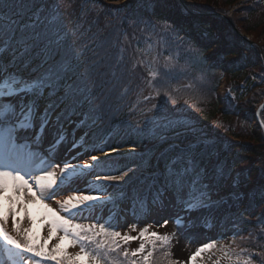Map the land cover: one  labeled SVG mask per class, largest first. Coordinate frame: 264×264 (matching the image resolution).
<instances>
[{"label": "trees", "instance_id": "trees-1", "mask_svg": "<svg viewBox=\"0 0 264 264\" xmlns=\"http://www.w3.org/2000/svg\"><path fill=\"white\" fill-rule=\"evenodd\" d=\"M118 1L125 0H88L86 6L94 7L95 11L81 20L80 12L85 7V0H64L65 7L61 11L65 15L58 22L60 30L52 38L59 39L72 49L71 63L75 67L76 82L80 87L71 97L58 93L50 101L57 102L66 98L64 116H68V119L76 113L88 114L86 128L101 121L102 125L97 130L100 140L111 132L114 133L115 128H129L120 138L113 134L103 140L110 148L134 147L137 152V158L122 159L110 172H121L129 168L133 170L132 173L135 174L129 180L125 192L128 196H136L138 191L143 192L147 186L158 192L161 188L158 180L169 159L177 153L190 152L195 157L198 169L206 178L209 177L208 185L212 184V189L221 188L224 179L232 181L235 186H231L228 191L247 199L248 202L239 212H235L238 206L231 202L225 213L241 219L238 225L241 243L247 248L254 264H264V258L260 256V253H264V166L257 169L254 162L256 155L262 158L261 161L264 160V148H261L264 135L262 130L252 129V142H249L252 146L236 144L230 139L236 131H240L236 127V121L242 118L250 125L259 106L264 102V83H260L257 88V85L253 87L251 80V75L264 77L261 59L241 42L228 22L190 16L175 0H128L120 6L109 5ZM241 1L194 0L195 7L201 11L211 8L221 13L231 11ZM248 1L244 16L235 19V24L249 35L258 33L259 30L260 35L264 34V3ZM41 11L51 19L49 12L43 9ZM2 19L3 16H0V20ZM141 20L169 23L179 33L182 39L178 41L173 35L164 34L169 45L165 56L171 54L178 63L186 64L193 79L207 72L205 55L211 53L213 64L209 74L218 77L225 75L232 80L229 86L231 89L233 87L235 96L240 101L247 96V92L252 93V96L254 94V99L250 100V104L242 101L235 106L231 102L229 107H223L216 98L218 80L212 77L208 78L206 84H194L192 80H184L188 73L179 77L183 67L174 74L172 72L165 83L158 84L163 97L153 95L148 101L139 100L148 86L146 68L130 71L131 60L126 59L122 66L116 67L114 76L110 72L101 75L116 63L118 49L114 45L117 37L122 38L126 33L131 45L134 47L138 44L141 48L145 47L146 41L151 43L159 38L156 35L148 37V30L142 33ZM215 45H221V48L214 52ZM16 47L18 50L15 57L17 60L23 59L24 67L21 70L25 75H39L44 71L47 56L42 45L27 50L22 46ZM5 48L0 41V58H11V50L4 51ZM132 50L130 47L129 52ZM96 53L105 57L106 67L94 63L97 60ZM150 57L149 54V59ZM158 63H165L164 57H160ZM153 67L158 69L156 65ZM85 84L88 91H85ZM173 86L178 88L174 89ZM165 91L170 92L171 97L165 96ZM174 99L177 101L173 102ZM154 103L156 108H153ZM198 106L202 107L200 112L197 111ZM173 107L177 115L171 112ZM154 115H158L156 118L162 122L147 128L148 121ZM181 116L182 122L179 123ZM261 117L264 123V110ZM173 128L177 130L173 131ZM174 142H178V146ZM223 145L226 147L225 154L221 153ZM158 154L160 158L155 163L154 158ZM235 172H238L236 177ZM176 201L180 204L177 199ZM220 209L223 211L225 208Z\"/></svg>", "mask_w": 264, "mask_h": 264}, {"label": "snow or ice", "instance_id": "snow-or-ice-1", "mask_svg": "<svg viewBox=\"0 0 264 264\" xmlns=\"http://www.w3.org/2000/svg\"><path fill=\"white\" fill-rule=\"evenodd\" d=\"M87 3L88 0H85V7L80 12L81 20L95 11L94 7L88 8ZM64 7V0H0V16H3L0 20V41L12 52L11 58H0V253L5 257L0 264H42L43 261L53 264H176L170 260L169 235L150 232L146 226L139 231L138 236H132L117 231L111 220L90 224L76 222L78 218L87 219L86 213L93 212L105 200L112 201L114 197L106 190L99 192L89 189L85 193L73 187L86 174H91L100 164L105 163L99 156L91 155L92 163L83 166L64 160L63 167H60L56 157L66 137L59 130L44 147L50 125L56 128L61 119L57 114L58 105L44 101H50L58 93L71 97L80 87L76 82L75 67L71 63L72 49L59 39L52 38L60 30L58 22L65 15L61 11ZM41 9L49 12L51 19ZM141 24L142 33L148 30V37L156 35L159 38L151 43L146 41V47L141 48L138 44L133 47L126 33L122 38L117 37L114 45L118 49L116 63L101 75L110 72L114 76L117 66H122L126 59L131 60L130 71L146 68V83L159 97L161 90L158 84L165 83L173 71L170 66L173 56H165L169 45L164 38V34L171 35V30L151 20H141ZM174 39L178 41L182 37ZM38 45H42L47 56L46 67L39 75H25L21 70L24 67L23 59L17 60L15 57L18 50L16 46L27 50ZM130 47L133 49L131 52ZM150 52L152 55L149 59ZM96 55L94 63L106 67L105 57L99 53ZM160 57H164L167 63L162 69H155L153 66L159 62ZM84 88L88 91L87 84ZM164 95L171 97L168 91ZM156 107L153 105V108ZM116 151L118 149H112V152ZM56 168L60 169L59 172ZM132 171L129 168L121 170L119 175L97 174L95 179L112 182L113 186L122 185L131 179L129 174ZM205 180L206 177L196 165L195 157L185 152L177 153L169 159L158 183L164 191L172 192L182 204L184 212L190 214L209 206L210 186ZM64 190L73 194L57 201L59 211L46 203ZM34 205H39L49 219V234L43 243L39 242L36 234V216L32 212ZM21 213L28 218L30 227L21 229L17 219ZM10 216L15 235L5 226ZM182 220L183 217H175L178 226ZM166 224L167 220L161 226ZM131 230H136L135 225ZM57 233L62 234L57 237L59 242L49 249L48 241ZM138 239L141 241L139 246L130 250L127 245ZM64 241H70V246L78 247L79 251L69 255ZM216 244L215 240L203 244L190 260L195 264L202 253L216 248ZM219 251L227 264H254L251 255L243 254L245 250L236 251L230 246H222ZM260 256L264 258V253H260Z\"/></svg>", "mask_w": 264, "mask_h": 264}, {"label": "rangeland", "instance_id": "rangeland-1", "mask_svg": "<svg viewBox=\"0 0 264 264\" xmlns=\"http://www.w3.org/2000/svg\"><path fill=\"white\" fill-rule=\"evenodd\" d=\"M176 1V0H175ZM183 3L189 7H191L194 11L196 10V8L194 7L195 2L194 0H182ZM201 2H206L209 0H200ZM260 1V0H259ZM221 2V1H220ZM248 0H243L240 2V5H237L235 8H233L231 11L227 12V13H221V12H217V11H213V9L211 10V8H209L210 10H204L202 12L204 13H218L219 15H222L224 18H228V20L233 24V26L243 35V37H245L247 40L253 42L257 48H256V52L257 54L262 58V65L264 67V34L260 35V30L258 31V33L249 35L243 31H241L239 28H237L235 22L237 23V21L235 19H238L240 16H244V12L246 10L247 4H248ZM261 2L264 3V0H261ZM234 18V20H233ZM224 20V19H222ZM226 21V20H224ZM162 26H169L168 24H162ZM171 33L173 35H176V33L173 31H171ZM241 40V39H240ZM261 53V54H260ZM150 54L152 55V53L150 52ZM165 63H167L165 61ZM165 63H157L156 66L159 68H161ZM170 66L173 67V74L176 72V70L181 69V67H183V70H181L179 72V77L181 74H185L188 73L184 76V80H194L199 84H206L209 81V77L206 74H203L201 76H199L196 79H193L190 75V70L189 67H187L186 64H181L178 63L174 58L172 60V62H170ZM186 69V71H185ZM189 70V71H188ZM264 75V74H263ZM259 78H258V77ZM251 75V80L254 83L253 87L258 85L260 83H264V77L262 75ZM182 77V76H181ZM260 79V80H259ZM232 80H225L224 84L222 87L219 88V91L216 93V98L218 103L223 106V107H229L231 102H234L235 106H238L237 104L240 105V102L244 101L250 104V100L254 99V94L252 96V93L248 94L247 92V96L243 97V99L240 101V98L238 99L235 96V92L234 89L232 87L229 86V83ZM184 84H187L186 81H184ZM174 89H177V86H173ZM153 95L155 96V92L153 90V88L147 86L142 94V98H140V101L143 100H149V99H145V97H153ZM252 96V98H251ZM163 97V94H161L159 96V98ZM174 101H177V99H174ZM151 103V102H150ZM264 103V102H263ZM262 103V104H263ZM153 105H156L155 103ZM176 105H178L176 103ZM261 106V105H260ZM259 106V108H260ZM258 108V109H259ZM202 109V107H197V111L200 112ZM171 112H174V107L171 108ZM176 112H174L175 114ZM156 114H158V112H156ZM177 115V114H175ZM158 115H154L147 123V128H150L152 126L158 125L159 123H161L162 121H159L156 117ZM182 117L181 116V120H179L178 122L181 123L182 122ZM256 117V115H255ZM260 118L262 120L261 117V113H260ZM83 116L79 117V121L77 122V125L81 124V121H83ZM147 119V118H146ZM190 121L192 122V118L189 116ZM254 120V119H253ZM263 121V120H262ZM194 122V121H193ZM192 122V123H193ZM251 124L248 125L247 122L244 121V119L240 118L236 121V127H238V129L240 131H236L235 135L230 138L231 142L236 143V144H240V145H245V146H252L251 143L252 142L250 140V136H252V132L251 130H257V131H261L260 130V126L258 125V122L256 120H254L253 122H250ZM250 127V128H249ZM126 129L129 128H115L114 129V135L117 134L119 135V138L121 136L124 135V131ZM134 129V128H132ZM62 131V127L60 125H57L56 128H52L50 125V132L49 134L46 136L45 141H47V144L49 141L52 140L53 135L56 133V131ZM82 135V136H81ZM84 137L83 133H81V130H77L75 132H72V136H70L69 138H66L65 142H67V146L66 148H63L62 151H60V153L58 154V156L56 157V163L60 164V167H63V161L67 160L75 165H79V166H83L85 164H88V162L85 160V158L87 156H89L87 149L89 146V142L86 141V139H82ZM264 140V138H263ZM227 142V141H226ZM64 144V143H63ZM62 145V144H61ZM261 148H264V143L263 145H261ZM106 150V149H104ZM128 155H133L134 150L133 149H129L128 150ZM222 153H224V147L221 151ZM262 151H259V153ZM123 151H116L115 154H118L117 156L123 155ZM96 153L92 154L95 155ZM127 155V156H128ZM125 155V157H127ZM157 158L158 156L155 157L154 162H157ZM245 160V159H244ZM262 158L259 157V155H256L254 157V162L255 167L261 168V165L264 166L263 161H261ZM59 168H56V171L59 172ZM135 174V173H134ZM91 176L90 174H86L83 178H81L77 183H75L73 185V187L75 188V185H82V186H86L90 189H96L99 192H104L105 190L109 193H118V196H113V200H116L117 203L120 205V212L121 213H114L111 215H107L109 220H113V222H117L121 221V218H123V226L121 228V233H127L130 234L132 236H138L139 235V231L142 230L144 227L147 226L149 228L150 232H156L159 233L161 235H169L171 237V246L169 251L171 252V257L170 260L176 262V264H193V262L190 260V257L197 251V249L202 246L203 244L209 243L213 240H215L217 242L216 244V248L210 250V251H206L205 253H202L200 257H205L206 261L204 262V264H217V261H219V264H227V261L224 260L222 258V253L219 251V249L222 246H230L232 249H235L236 251H240V250H245L243 252V254L245 256L250 255L247 248L245 247L244 244L241 243L240 241V236L238 235L240 232H237V220L236 217H234L232 219V221L230 223H228V227L225 228V234L224 235H220L217 231L215 232H200V234H190L188 231L189 228L187 227H183V224H181L180 226H178L175 223V217L179 216L181 211L177 210H173V213H168L169 210V205L172 204V200L170 198H166L167 201H163L160 210L156 211V213H150L149 215H147V217H145L146 219H144L143 221L139 222L138 220H130L127 212L129 211L130 208V204L129 202H127V200L124 199V197L121 195V193L123 192L122 186H127L129 180H127V183H124L121 185H115L113 186L112 182L106 183L104 181H97L95 179L96 176H92V178L90 180H88V177ZM236 175H234L235 177ZM132 177V175L130 176ZM127 179V178H126ZM112 184V185H111ZM227 185H230V183H227ZM73 194L71 191L65 190V196L67 195H71ZM58 195V194H57ZM57 195H55L52 199L47 200L46 203L52 207L53 209L59 211V206L56 204V198L58 197ZM212 195H214L212 193ZM220 195H223V193H220ZM25 198L26 197H22ZM118 199V200H117ZM241 200H243L242 198H240ZM246 204L247 201H242V204ZM19 207V206H18ZM238 212L240 211L237 208ZM32 212L33 215L36 216V234L39 238V242L43 243V241L45 239H47L48 234H49V219L45 217L44 215V210L39 206H33L32 207ZM198 213L199 216H202L204 218V216L206 215V210L205 208H201L198 211H195ZM63 215V213H61ZM88 216L87 219H80L78 218L76 222L81 223V224H90V223H97V222H102L106 217V213H89V214H85ZM202 218V220H203ZM17 219L20 221V226L21 229L26 228V227H30L31 224L28 220V218L25 216L24 213H21L20 217H17ZM167 220V224L166 226H161L164 221ZM171 222V223H169ZM208 222L210 223V219L208 218ZM240 222V221H239ZM135 225L136 230H131V227ZM6 228L8 229V231L10 233H12L13 235H15V230H14V225H13V221L11 216L8 219V222L6 224ZM62 235L61 233H57V236H54L52 240L48 241V246H52L55 245L56 243H58L59 241L57 240V237ZM234 239V242H233ZM141 241L138 239L136 241H132L131 243H129V248L130 250H134L139 246V243ZM64 247L66 248V251L68 252L69 255L74 254L75 252L79 251L78 247H71L70 246V241H64ZM157 255L159 256V253H157ZM5 257L3 256L2 253H0V261L4 260ZM44 262V261H43ZM42 262V264H44ZM195 264H202L198 261L195 262Z\"/></svg>", "mask_w": 264, "mask_h": 264}, {"label": "bare ground", "instance_id": "bare-ground-1", "mask_svg": "<svg viewBox=\"0 0 264 264\" xmlns=\"http://www.w3.org/2000/svg\"><path fill=\"white\" fill-rule=\"evenodd\" d=\"M129 151H125L124 153L125 154H127ZM109 155H101V156H99L100 157V159L102 160V159H104V158H109V157H112V156H114L115 154V152H112V151H109V152H107ZM91 158V157H90ZM88 159V163H92V161H91V159ZM75 188H79V189H81V190H84L85 191V193H87L88 192V190L90 189V188H88V187H86V186H82V185H80V186H76ZM35 190V189H34ZM58 197L56 198V204H57V201H59V200H62V199H64L66 196H65V190L64 191H62L61 193H59L58 195H57ZM68 196V195H67ZM58 205V204H57ZM34 206H36V205H34ZM59 206V205H58ZM99 207V206H98ZM198 259V261L200 262V263H202V264H204V262L206 261V258L205 257H198L197 258Z\"/></svg>", "mask_w": 264, "mask_h": 264}, {"label": "water", "instance_id": "water-1", "mask_svg": "<svg viewBox=\"0 0 264 264\" xmlns=\"http://www.w3.org/2000/svg\"><path fill=\"white\" fill-rule=\"evenodd\" d=\"M179 2L181 3L182 1L179 0ZM211 17H218V18H222L221 15H218V14H210ZM228 20V19H227ZM229 21V20H228ZM229 23L231 24V27L233 28V30L240 36L242 37L244 40H246L247 42L250 43L251 46L254 47V43H252L251 41L247 40L245 37H243V35L233 26V24L229 21ZM259 113H260V110L258 111V114H257V121L259 123V125L262 127L263 131H264V125L262 123V121L260 120V117H259Z\"/></svg>", "mask_w": 264, "mask_h": 264}]
</instances>
